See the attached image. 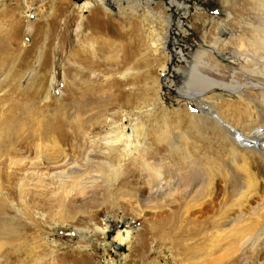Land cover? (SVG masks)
Listing matches in <instances>:
<instances>
[{"label":"rangeland","instance_id":"rangeland-1","mask_svg":"<svg viewBox=\"0 0 264 264\" xmlns=\"http://www.w3.org/2000/svg\"><path fill=\"white\" fill-rule=\"evenodd\" d=\"M56 1L0 0V28L5 31L13 24V14L17 17L14 42L10 44L13 61L0 70L1 133L7 128L5 120L11 117V144L15 145L10 154L5 144L0 148V221H10L16 227L13 234L0 230V264H119L116 261L120 253V264H198L202 257L208 261L217 259L228 247L237 245L236 241L215 243L208 254L206 248L210 245L197 238L186 240L187 246H179L177 251L170 248L176 249L167 239L164 244L151 239L144 242L147 225L169 215L178 196L186 197L184 181L175 183L185 165L173 157L172 143L185 138V143H179L182 153L201 155L209 161L218 154L225 160L237 151L251 154L248 148L232 147L229 138L233 135L223 132L218 123L203 114L199 100L165 90L171 68L185 67L179 60V49H186L187 43L193 41L178 28L179 34L168 41L171 25L175 28L180 12L169 9L166 0H153L148 4L150 11L145 5H136L134 19L125 23V14L118 13V5L105 8L92 1L91 11L80 7L86 0ZM202 4L193 15L191 32L198 36L195 42L202 39L211 43L219 37L218 23L214 20L209 32L202 26L208 24L210 16L222 17L223 0ZM234 4L242 7V0H234ZM156 6L162 8L160 21L152 15L151 7ZM242 10L232 29L229 26L231 30L222 33V39L238 33L247 35L252 13L246 10L241 14ZM54 11L58 12L51 22L48 40L35 39L36 26H43ZM166 14L171 16L172 24L166 21ZM48 28L44 25L42 31ZM89 32L91 36L87 38L92 37V45L84 44ZM166 32V42L171 44L165 46L169 55L162 46ZM123 33H127L126 39ZM197 44L202 47V43ZM226 47V51H232V45ZM176 52L178 57L174 56ZM213 55L215 60L204 56L205 61L219 62V70L211 64H199L190 85L200 78L199 70L227 83L231 80L230 64L220 55ZM152 57H160V61L152 62ZM174 76L169 81L178 84ZM235 77L240 79L239 74ZM172 83L169 82L171 89H176ZM147 85L153 89L151 92ZM246 90L241 95L240 91L212 87L206 94L211 105L216 106L214 113L229 123L234 133L235 127L248 125L256 117L253 110H247L253 108V89ZM231 102L241 106L233 108V112H239L242 106L240 112L247 110L240 122L232 121L227 114ZM132 132L127 141L126 136ZM154 137L161 141L157 144ZM52 146H60L68 153L79 171L71 174L66 169V176L47 177L7 161L9 155L35 157L37 148L42 159L47 153L53 154ZM157 183L163 189L151 192ZM217 183L223 189V180L217 179ZM216 190L215 196L225 199L218 187ZM127 229L132 238L120 244L124 249L116 248L113 239ZM139 231L143 243H136L138 247L133 250L132 242L139 237ZM183 251L191 253L188 259ZM131 252L138 256L127 263L124 257ZM232 255L231 264H245L249 253L233 251ZM259 260L264 263V254Z\"/></svg>","mask_w":264,"mask_h":264},{"label":"bare ground","instance_id":"bare-ground-1","mask_svg":"<svg viewBox=\"0 0 264 264\" xmlns=\"http://www.w3.org/2000/svg\"><path fill=\"white\" fill-rule=\"evenodd\" d=\"M60 1L62 2L63 0H57L56 2L60 3ZM92 1L103 5L105 8H107V5H118V13L123 15L125 14V16L122 17L124 18V22L130 23L134 19V13H132V11L136 10V5L142 4L146 6V9H148V7L150 8L151 6H148V4H151V1L153 0H86L82 5H80V7L85 10L89 9L93 11L94 7H92ZM179 1H181V3ZM189 1H191L192 6L189 5ZM225 1L223 0L222 17L210 16L208 24L202 26L205 32H209L213 26L211 25L212 22L216 20L215 22H217L219 26V28H217L219 31V37L211 43H207L202 39L198 40L199 44L202 43V47L199 48L196 46L198 41H194V39L198 36L196 37V33L193 34L191 32L193 29V15H195L201 9L200 7L203 5L202 3L207 5L208 0H166V3L169 4V9L174 8L181 14V17L178 18V22L175 23V28H173V25H171L168 41L169 39L173 40L176 35L179 34L176 33L177 28L183 32L184 36L186 35L188 37L186 39H191L193 41L190 40L191 43H187L189 46H187L186 49H179L180 56L178 52L175 53L174 56H179V60L185 64V67L183 68L179 65L177 69L171 68V75L169 78L174 74L179 82L178 84L174 82L172 83V80L170 79L169 81L168 78V80L165 81V90L178 91L177 93L181 97L188 96L191 99L199 100V104L203 109V114L210 117L215 123H218V128H221L223 132L233 135V137L230 138L227 136L229 140H232V147L238 146L248 148L250 149L251 154H238L237 151L235 155L230 153L232 156L230 155L229 157L227 154L228 160H225L226 158L223 159V156L218 154V157L213 156V160L209 161L207 160V157H203L201 155L191 156L187 153H182L181 144H179L181 142L180 140L179 143H175L176 141L172 143L171 146H174L172 154L173 157L177 159L178 163L183 166L185 165V170L182 171L181 176L176 178L175 183H177L179 180L184 181V192L186 197L178 196V199H175V202L177 203L173 205L172 211L169 215L155 219L152 224L147 225L148 236L144 242H148L151 239L153 241L156 240L157 244L161 242L164 244L165 241L168 240V242H172L176 247V249L173 247L170 248L177 251V248H181L179 246H187V242L185 243L186 240L197 238L200 240V242H206L210 245L211 248H206V254H208L212 247L215 246V243L220 244L224 240V244L226 245L228 242L230 243L232 241H236L235 244L237 245L228 247L225 253L221 256H218L217 259L212 258L213 260L208 261V258L206 259L205 257H202L198 261V264H207L209 262L211 264H231L230 260L233 257V251H236V253H240L241 255L249 253L247 256L248 261H246L245 264H261L262 261L259 260V256L264 254V0H242V7L235 5L234 0ZM183 3H185V5ZM128 9L131 10V13L128 12ZM148 10L150 11V9ZM240 10L243 11L241 14H245L244 12L246 10H248L249 13H252V16H250V22L247 24V35L238 33L235 37L222 39V33L228 32L232 29L231 25L237 20ZM40 11L41 10H39V12ZM151 11L155 20L160 21L162 8L157 9V6L151 7ZM56 12L58 11H54L52 13V17L49 15L51 17L50 20L46 19V22L44 23V25L49 26L48 30L45 31L46 33L42 31V29H44V25L40 27L36 26L33 33V37L35 39L41 37L42 41L44 39L48 40L50 34L49 29L52 27L51 22L56 20ZM13 16L14 26L11 24V26L6 28L5 31L0 28V70L1 66L3 68L6 65H8V67L11 66L13 61V57L12 55L10 56V54L14 53V51H11L12 46L10 44L14 42L12 35L15 34L17 30L15 21L17 17L15 14H13ZM168 16L169 15L166 14L165 19L167 22L169 20L170 24H172L170 18L171 16ZM153 29L155 30V28ZM167 33L168 32L163 35L165 41L162 40L164 41L162 46H164L163 50L165 54L169 53V51L166 53L165 49L166 44L168 45L166 42ZM44 34H46V36ZM183 34L181 35L183 36ZM89 36H91V32L86 35L84 44L92 45V37H90L91 39H88L87 37ZM123 37L126 39L127 33L126 35L123 33ZM139 39H141V37ZM175 42L176 41H174V43ZM228 44L233 46L232 51L225 50L227 49L226 45ZM168 46H171V44ZM187 49L188 52L186 53ZM75 53L72 54L73 57ZM213 53L220 55L223 57V59L225 58L230 64V69L232 72V75L230 76L231 80H229L227 83L224 80H220V78L218 79L211 76L209 73L199 70L201 72L199 74V80L197 79L195 82L192 81L194 84L192 83L190 85L191 77L195 74L196 67L197 69L199 68V64H211L217 69V71L219 70L220 63H212V60L214 59ZM204 56H208L210 59H212L211 62L209 61L208 63L205 61ZM157 61H160V57H152V62L156 63ZM234 64H237L236 67L231 66ZM235 74H239L240 79H237ZM194 76L192 79H194ZM184 78H186L187 81L186 79L183 80ZM169 82H171L173 87L176 89H171L172 86L169 84ZM228 85L231 87H228ZM212 87L213 89H218L219 91L226 89L230 90V92L240 91L241 95L246 93V88L250 87L251 90L253 89L254 93L251 97L253 108L251 107L247 110H253V112L256 114V117L250 124L241 126L242 128L239 126L235 127V133L237 134V137L234 135V132H231L233 129H229V123L223 122L221 118L215 114L216 112L214 113V107L216 106L213 107V105H211L212 101L207 99L209 95H206L208 92H210ZM147 88L146 89L149 90V92L153 90L148 85ZM232 102L229 103L232 105V108H228L226 110L228 112L227 114H229V118L237 123L240 119L245 118L247 115V110H245L243 113L240 112L243 109L242 106V109H239V112H233L235 107L241 106ZM222 104L223 103H220V105ZM220 105L218 106L222 109L223 106ZM238 114L240 115L237 116ZM215 116H217V120H215ZM5 123L7 124V128L3 133H1L0 127V148L3 144H5L7 151L10 154L11 150H13L15 146L11 144V141L14 138V122L12 121L11 117H7ZM229 126L231 127L230 124ZM133 132L129 136H126L127 141L131 140ZM154 141L158 144L161 140L154 137ZM186 141L187 140L183 138L181 143H185ZM184 146L186 148V145ZM228 151L232 152V148H229ZM51 152L54 155L55 153L58 154L53 158V154L46 152L47 155L41 159V152L37 148L35 151V157L27 156L25 158L9 155L7 161L12 166L22 165L27 167L29 170L34 169L38 174L46 175L47 177L51 174L66 176L67 173H64L66 172V169L68 171L71 170V174L75 172V170H78V166L73 165L74 161L71 160L72 158H70V155L66 153L60 146L57 148L52 146ZM90 167L94 169L92 165H90ZM69 173L68 175H70ZM217 179L223 180L224 184H221L223 189L219 188L220 185H218ZM155 186L156 187L150 190L151 192L156 190L160 191L162 188L160 183H157ZM216 187H218L220 192L226 196L225 199L219 200L215 196L217 191ZM210 225H213L212 229L209 228ZM14 227L16 226L10 221H0V230L2 232L13 234V232H15ZM140 233L142 232L139 231V234H137L139 237L136 235V239L134 242H132L131 248L133 250L138 247L136 243H143V237H141ZM213 233L216 234L214 235ZM132 235L133 234L129 229L121 230L113 239L112 244H124L132 238ZM1 245L3 244L0 242V246ZM259 246H261V248ZM183 253L187 259L191 254L190 252L186 251H183ZM122 254L120 253L118 256L121 257ZM135 256L137 257L138 254L131 252V254H129L127 257L125 255L124 259L127 263H129L128 261H135ZM120 257L117 258V261L115 259V261L119 264L122 260H120ZM238 263L239 262L236 264Z\"/></svg>","mask_w":264,"mask_h":264},{"label":"water","instance_id":"water-1","mask_svg":"<svg viewBox=\"0 0 264 264\" xmlns=\"http://www.w3.org/2000/svg\"><path fill=\"white\" fill-rule=\"evenodd\" d=\"M115 247L118 249H124V247L122 245H115Z\"/></svg>","mask_w":264,"mask_h":264}]
</instances>
